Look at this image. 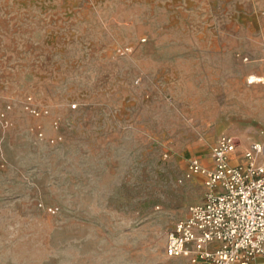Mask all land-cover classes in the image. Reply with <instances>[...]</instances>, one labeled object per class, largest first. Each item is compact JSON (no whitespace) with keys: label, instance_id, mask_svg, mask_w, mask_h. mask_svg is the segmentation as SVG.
<instances>
[{"label":"rangeland","instance_id":"1","mask_svg":"<svg viewBox=\"0 0 264 264\" xmlns=\"http://www.w3.org/2000/svg\"><path fill=\"white\" fill-rule=\"evenodd\" d=\"M222 135L264 143V0H0V264H191Z\"/></svg>","mask_w":264,"mask_h":264},{"label":"built area","instance_id":"2","mask_svg":"<svg viewBox=\"0 0 264 264\" xmlns=\"http://www.w3.org/2000/svg\"><path fill=\"white\" fill-rule=\"evenodd\" d=\"M27 110L35 117L48 114ZM240 146L238 136L222 135L210 166L198 158L189 162V176H202L206 192L168 235L167 257L191 264H264V143L252 142L238 156Z\"/></svg>","mask_w":264,"mask_h":264},{"label":"bare ground","instance_id":"3","mask_svg":"<svg viewBox=\"0 0 264 264\" xmlns=\"http://www.w3.org/2000/svg\"><path fill=\"white\" fill-rule=\"evenodd\" d=\"M251 79H252L251 84H254L256 82H261V80L258 77H255V76H252Z\"/></svg>","mask_w":264,"mask_h":264}]
</instances>
